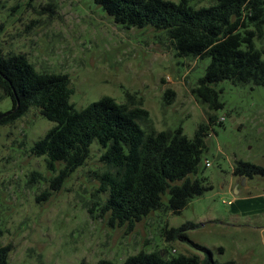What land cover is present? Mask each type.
Masks as SVG:
<instances>
[{
    "label": "rangeland",
    "instance_id": "obj_1",
    "mask_svg": "<svg viewBox=\"0 0 264 264\" xmlns=\"http://www.w3.org/2000/svg\"><path fill=\"white\" fill-rule=\"evenodd\" d=\"M0 25L4 54L26 53L37 70L69 75L77 109L103 96L126 102L132 94L157 131L182 127L189 138L214 117L199 166L211 187L180 213L153 211L132 230L99 216L107 167L97 140L86 163L54 189L51 179L62 165L52 172L44 156L30 152L54 122L33 108L1 125L0 244L12 245L9 264H121L141 250L203 254L191 242L167 239L166 229L186 222L197 225L187 231L189 239L216 260L264 264V176L243 180L232 173L237 160L264 166V85L219 82L224 106L211 110L193 92L210 57L178 56L163 32L117 24L95 0H0ZM167 89L175 91L170 102ZM12 106L9 96L1 98L0 111Z\"/></svg>",
    "mask_w": 264,
    "mask_h": 264
},
{
    "label": "trees",
    "instance_id": "obj_2",
    "mask_svg": "<svg viewBox=\"0 0 264 264\" xmlns=\"http://www.w3.org/2000/svg\"><path fill=\"white\" fill-rule=\"evenodd\" d=\"M209 1L208 6L196 7L190 0H95L117 24L163 32L178 56L210 57L193 92L211 110H218L224 106L219 82L264 85V47L259 45L264 40V0ZM73 93L68 74L39 71L26 53L4 54L0 48V100L9 96L13 101L10 110L0 111V126L15 123L33 108L54 122L30 149L34 156L46 158L48 170L55 172L57 164L62 165L51 179L54 189L86 163L95 140L107 167L100 176V191L106 197L99 216H108L111 225L132 230L153 211L180 213L190 198L211 187L204 183L199 166L213 116L189 138L182 127L157 131L142 100H134L132 94L126 102L103 96L77 109ZM164 96L170 102L175 91L167 89ZM232 173L241 179L264 176V166L237 160ZM196 226L186 222L165 233L169 241L191 242L203 254L141 250L121 264H235L216 260L210 249L193 243L187 231ZM11 250V244H0V264H9ZM92 264L119 263L100 259Z\"/></svg>",
    "mask_w": 264,
    "mask_h": 264
},
{
    "label": "built area",
    "instance_id": "obj_3",
    "mask_svg": "<svg viewBox=\"0 0 264 264\" xmlns=\"http://www.w3.org/2000/svg\"><path fill=\"white\" fill-rule=\"evenodd\" d=\"M206 165H210L209 161H206ZM231 201H228V203H230Z\"/></svg>",
    "mask_w": 264,
    "mask_h": 264
},
{
    "label": "water",
    "instance_id": "obj_4",
    "mask_svg": "<svg viewBox=\"0 0 264 264\" xmlns=\"http://www.w3.org/2000/svg\"><path fill=\"white\" fill-rule=\"evenodd\" d=\"M243 180H245V178H243Z\"/></svg>",
    "mask_w": 264,
    "mask_h": 264
}]
</instances>
